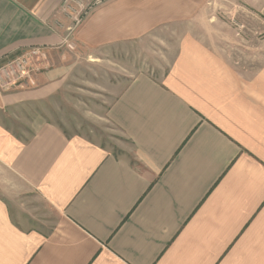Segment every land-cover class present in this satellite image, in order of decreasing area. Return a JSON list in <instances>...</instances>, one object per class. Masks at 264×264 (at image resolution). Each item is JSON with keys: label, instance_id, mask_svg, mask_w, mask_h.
<instances>
[{"label": "crops", "instance_id": "0c3cea01", "mask_svg": "<svg viewBox=\"0 0 264 264\" xmlns=\"http://www.w3.org/2000/svg\"><path fill=\"white\" fill-rule=\"evenodd\" d=\"M214 2L0 0V61L60 43L80 17L74 45L89 54L173 39L165 73L107 111L125 154L0 123V264H264V44L251 56L240 29L203 26ZM60 80L40 73L32 98ZM26 99L0 90V111Z\"/></svg>", "mask_w": 264, "mask_h": 264}, {"label": "rangeland", "instance_id": "374dc122", "mask_svg": "<svg viewBox=\"0 0 264 264\" xmlns=\"http://www.w3.org/2000/svg\"><path fill=\"white\" fill-rule=\"evenodd\" d=\"M214 1L208 5L211 20L203 26L240 29L241 35L233 38L250 45L252 56L257 46L264 44V0ZM80 20L81 17L66 28L58 26L62 31L60 43L46 49L31 47L0 61V68L19 57L25 61L20 72L8 67V72L14 71L8 80L13 83L0 84V90L23 92L27 97L26 101L0 111V123L22 138L31 136L41 125L52 124L67 135H84L114 155L125 154L126 143L110 125L107 111L136 78L145 75L158 78L165 73L172 36L150 35L89 54L74 45L73 35ZM235 52L242 55L237 47ZM51 71L61 77L53 86L56 89L32 98V93L39 90V74Z\"/></svg>", "mask_w": 264, "mask_h": 264}, {"label": "built area", "instance_id": "2783aa9c", "mask_svg": "<svg viewBox=\"0 0 264 264\" xmlns=\"http://www.w3.org/2000/svg\"><path fill=\"white\" fill-rule=\"evenodd\" d=\"M25 61L22 58H17L15 60H13L12 62L8 63L7 65L3 66L0 68V84L1 85H9L11 83H13V81H8L9 77L12 76L11 73H14V71L12 72H8V67L10 69H15L18 70V72L21 71V69H23L25 67Z\"/></svg>", "mask_w": 264, "mask_h": 264}]
</instances>
